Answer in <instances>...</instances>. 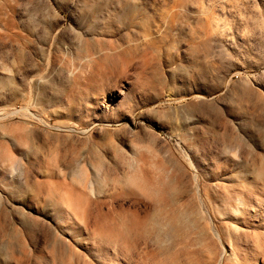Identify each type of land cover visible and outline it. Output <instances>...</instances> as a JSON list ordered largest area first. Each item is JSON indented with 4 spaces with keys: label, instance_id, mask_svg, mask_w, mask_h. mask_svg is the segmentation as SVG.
<instances>
[{
    "label": "rangeland",
    "instance_id": "374dc122",
    "mask_svg": "<svg viewBox=\"0 0 264 264\" xmlns=\"http://www.w3.org/2000/svg\"><path fill=\"white\" fill-rule=\"evenodd\" d=\"M0 264H264V0H0Z\"/></svg>",
    "mask_w": 264,
    "mask_h": 264
},
{
    "label": "bare ground",
    "instance_id": "6f19581e",
    "mask_svg": "<svg viewBox=\"0 0 264 264\" xmlns=\"http://www.w3.org/2000/svg\"><path fill=\"white\" fill-rule=\"evenodd\" d=\"M218 236V238H219V235H217ZM220 239V238H219Z\"/></svg>",
    "mask_w": 264,
    "mask_h": 264
}]
</instances>
